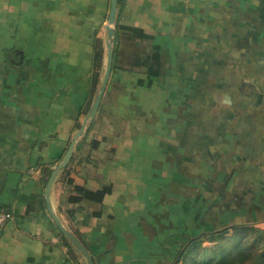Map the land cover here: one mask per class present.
I'll return each instance as SVG.
<instances>
[{"label":"crops","instance_id":"obj_1","mask_svg":"<svg viewBox=\"0 0 264 264\" xmlns=\"http://www.w3.org/2000/svg\"><path fill=\"white\" fill-rule=\"evenodd\" d=\"M109 1L0 0L5 34L19 42L32 35L29 30L39 31L35 24L33 29H28L26 20L32 23L46 18L71 20L80 12L83 14L85 5L97 3L106 7ZM125 1L126 6L120 10L122 17L133 21L123 23L122 28L140 32L147 41H157L160 67L167 66L168 70L151 78L150 83L159 85L157 93L149 91L148 87L146 91L138 89L131 94L138 98L144 96L143 103L149 102L148 113L136 114L111 130L112 135L95 160L104 180L87 179L80 162L86 161L88 151L79 149V145L69 166L54 179L50 202L61 224L79 239L94 264H157L160 259L166 261V249L157 259L151 256L147 239L144 238V245L140 246V201L141 197H146L147 201L154 198L157 176L164 179L166 172H173L174 163H182L177 158L181 157L179 148L187 147L188 133L192 135L188 142L195 149L194 154H188L199 156L201 160L204 157L203 126L194 121L189 125L184 122L187 112L182 109L184 95L180 91V85L197 84L199 78L192 80L189 75L181 74L180 69L184 64L183 56L196 48L201 54L200 61L205 64L201 63L196 73L204 77L212 62V59L207 61L206 52L212 51L216 60L221 53L220 41L215 44L217 47L211 44L210 48L206 41L208 36L227 39L228 59L233 62L232 68L228 66L233 69L227 90L229 106L224 115L220 114L223 104L217 102L213 109L211 156L227 155L228 164H237L238 168L243 165V176L259 181L255 182L259 192L254 194L253 203L260 205V220L264 221V113L261 110L260 120L248 123L247 119L242 121L238 117L251 116L253 109L236 106L237 101L247 103L251 97H264L261 92L249 94L242 90L240 87L250 84L251 80L236 69V62L248 59L250 41H255L254 51L263 49L264 0ZM58 4L69 6L62 11L54 10L53 5ZM195 36L200 40L194 46L191 41ZM8 52L0 58V209L9 210L13 218L0 234V264H87L83 255L59 231L45 197L52 172L63 161L84 123L87 92L77 90L75 78L61 82L60 77L55 76L52 63L28 60L20 47H11ZM241 65L245 72L246 64ZM239 84L240 87H234ZM132 99L131 106L135 108L134 100L138 99ZM145 114L147 118L143 120ZM222 144H227V149H220ZM186 155L185 151L182 158ZM252 165H258L259 170L250 171ZM67 177L87 179L90 191L111 188L109 204L71 203L73 189L66 185ZM154 242L152 239L151 243ZM163 242L166 244L165 239ZM170 254L171 251L167 257Z\"/></svg>","mask_w":264,"mask_h":264},{"label":"rangeland","instance_id":"obj_2","mask_svg":"<svg viewBox=\"0 0 264 264\" xmlns=\"http://www.w3.org/2000/svg\"><path fill=\"white\" fill-rule=\"evenodd\" d=\"M67 6L69 5H53L54 10L57 11H62L61 9ZM121 6L124 9L125 0L122 1ZM44 9L48 7L46 8L45 5ZM110 9L111 0L106 7L103 5L101 7L97 3L85 5L83 14L80 12L78 17L71 20L46 18L37 21L38 24L26 20L28 29L35 24L39 31L34 33L29 30L32 35L18 42V39L15 41L13 37H9V34H5L2 18L3 4H0V12H2L0 13V58L9 53V48L20 47L28 60H45L52 63V66L55 65L53 71L55 76L60 77L61 82L68 78L70 80L75 78L77 90L87 92L83 110L85 120L99 95L107 70L106 28L109 26ZM125 13L127 12L124 11ZM132 21H126L120 11L115 30L117 43L113 45L114 68L100 107L95 117L89 119L82 137L77 140L78 146L83 143L93 123L98 124L107 119L108 129L114 131L123 123V120H131L136 117V114L138 116L143 112L147 114L146 107L149 102L143 103L142 95L138 98L131 94L136 93L138 89L146 91L148 87H150L149 91L157 93L159 85L150 83L151 78L165 74L168 70L167 66L160 67V58L157 59V56H160L157 41H147L140 32L122 28L125 27L123 23L130 24ZM193 38L191 42L195 46L200 38L196 36ZM206 38L210 48L211 44H214L215 48L220 41L221 53L216 60L212 57V51L206 52L207 61L212 59V62L209 63L211 66L206 70L204 77L196 73V68H199L202 63L201 54L196 51V48L186 53L185 57L183 56L184 64L180 69L181 74L189 75L192 80L199 78L197 84L180 85V91L184 95L181 99L182 109L184 108L187 112L184 122L188 125L194 123L203 126L204 157L201 160L199 156L196 158V155L194 157L188 154L195 152L188 142V139L192 137L188 133L187 147L179 148L181 157L177 159L182 163H174L173 172H166L164 179L160 180L157 176L154 198L147 201L146 197H141L140 201L138 214L140 246L143 247V240L147 239L151 256L157 259L166 249V261L160 259L157 264H168L167 260L170 264H203L205 257L214 258L230 253L239 245L235 242L237 227L254 226L264 231V221L260 220V205L253 203L254 194L259 192L257 188L259 186L256 187L255 182L259 183V181L243 176V165H239L238 168L237 164H228L227 155H219L216 158L211 156L213 145L210 125L215 118L213 109H215V103L223 104L220 114L224 115L229 106L227 90L232 81L230 79L233 75V69H231L233 62L228 59L227 39L225 40L222 36ZM254 43V40L249 43L251 53L248 59L244 62H236L239 74H245L251 82L248 85L239 84L234 87L241 86L240 88L249 94L256 91L264 94V37H262L261 52L253 50ZM243 63L246 64L245 72L241 65ZM202 65L205 64L202 63ZM164 87L167 88L168 85ZM175 87L179 88V86ZM133 97L138 99L134 100V107L141 105L137 112L131 106ZM236 106L252 108V113L256 116L248 114L238 118L243 119L242 121L245 118L248 123H255L260 120L258 114L261 110L264 113V97H251L247 103L237 101ZM146 114L143 120L147 118ZM222 145L220 149L227 147V144ZM185 151L187 155L183 159L182 155ZM255 168L259 170L258 165H252L250 171H256ZM250 183H253L252 186ZM208 235H222V237L210 242ZM253 237L250 234L242 241H250ZM152 239L155 240L154 243H151ZM164 239L166 244H163ZM169 251L171 254L167 257Z\"/></svg>","mask_w":264,"mask_h":264},{"label":"trees","instance_id":"obj_3","mask_svg":"<svg viewBox=\"0 0 264 264\" xmlns=\"http://www.w3.org/2000/svg\"><path fill=\"white\" fill-rule=\"evenodd\" d=\"M122 1L118 0L120 10L122 9ZM116 36L117 31L115 32V45L117 43ZM108 124L107 119H104L98 124H91L83 143L79 147L81 150L88 151L86 161L81 160L80 162L81 167L84 168V172L88 177L87 179H93L97 182L104 180V175L98 171L95 160L98 151L105 145L106 139L112 135L111 130L108 129ZM87 179L81 177L74 179L71 177L66 178V185L73 189V196L69 201L75 204L87 201L101 206H107L112 194L111 188L102 187L101 190L90 191L87 188ZM235 232L237 234L235 242L236 244L239 243V245L230 253L222 254L214 258H211V256L205 257L203 264H264V231L254 226H241L237 227ZM250 234L254 236L250 241H242L248 238ZM207 237L212 242L221 238L222 235H208Z\"/></svg>","mask_w":264,"mask_h":264},{"label":"water","instance_id":"obj_4","mask_svg":"<svg viewBox=\"0 0 264 264\" xmlns=\"http://www.w3.org/2000/svg\"><path fill=\"white\" fill-rule=\"evenodd\" d=\"M119 15H120V9L118 7V0H111V9H110V15H109V22H108L109 26L106 28V32H107L106 45H107V56H108L107 70H106V74H105V78H104L102 87L100 89L99 95H98L93 107L91 108L89 115L84 120L82 128L75 134L74 139L71 142V144H70V146H69V148L65 154L63 161L52 172V175H51V177L47 183L46 191H45L47 208H48V211H49L52 219L54 220L56 226L58 227L61 234L64 237H66L71 242V244L83 255L87 264H94L92 256L89 254V252L83 246V244L79 241V239L73 233H71L70 231L65 229V227L61 224L60 220L56 216V214L52 211V206H51V202H50V192H51V187H52L54 179L57 177V175L62 170L66 169L69 166V164L71 163L73 156H74V151H75L76 147L78 146L77 140L80 137H82V135L84 133L85 126L87 125V123L91 117L92 118L95 117V115H96V113L100 107V104L102 102V99H103V96H104V93H105V90L107 87V83H108V80H109V77L111 75L112 68H113V45L115 43V30L117 27Z\"/></svg>","mask_w":264,"mask_h":264},{"label":"built area","instance_id":"obj_5","mask_svg":"<svg viewBox=\"0 0 264 264\" xmlns=\"http://www.w3.org/2000/svg\"><path fill=\"white\" fill-rule=\"evenodd\" d=\"M12 218L13 215L9 210L0 209V234Z\"/></svg>","mask_w":264,"mask_h":264}]
</instances>
